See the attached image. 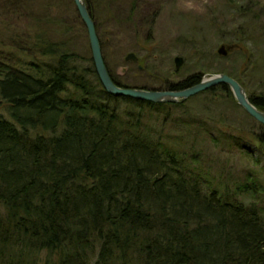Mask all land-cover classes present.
Here are the masks:
<instances>
[{
  "label": "trees",
  "instance_id": "16d2710c",
  "mask_svg": "<svg viewBox=\"0 0 264 264\" xmlns=\"http://www.w3.org/2000/svg\"><path fill=\"white\" fill-rule=\"evenodd\" d=\"M113 1L84 0L96 33L99 3L110 19ZM6 4L24 12L30 33L9 25L0 43V107L8 108L0 114V264H264L262 211L211 189L192 169L193 154L145 129L140 113L116 109L92 60L73 47L77 31L88 38L73 1L37 0L32 14L26 0ZM227 9L242 21L235 33L248 37L249 14ZM221 74L244 91L234 74ZM217 92L231 95L225 86L204 94ZM248 101L264 113V102ZM130 102L153 111L185 104ZM235 192L259 190L248 181Z\"/></svg>",
  "mask_w": 264,
  "mask_h": 264
},
{
  "label": "rangeland",
  "instance_id": "374dc122",
  "mask_svg": "<svg viewBox=\"0 0 264 264\" xmlns=\"http://www.w3.org/2000/svg\"><path fill=\"white\" fill-rule=\"evenodd\" d=\"M6 1L0 0V43L6 26L30 33L23 31L29 29L24 12L13 15L12 8L4 6ZM26 1L25 13L32 14L37 0ZM113 2L110 19L103 16L104 8L99 3L97 16L103 21L96 36L99 42L102 40L101 53L108 73L122 87L160 91L193 75H203L204 80L226 72L242 83L247 97L264 102V0ZM227 6L249 14L248 37L235 33L242 21L237 13L228 15ZM77 32L73 47L78 58L87 63L92 60L88 38ZM237 38L244 42L238 43ZM230 45L234 49L229 52ZM221 47L227 51L225 57L218 55ZM128 54L135 55L137 62H126ZM177 57L183 65L175 73L173 61ZM114 106L121 112L140 113L145 129L161 133L166 143L190 158L193 154L197 164L192 169L207 180L211 189L221 194L226 189L232 202L255 204L264 215V151L259 142L264 127L236 105L232 94L201 93L179 109L163 111L137 109L125 99H116ZM7 109L1 106L0 114L6 117ZM248 181L256 183L259 193L237 194V184Z\"/></svg>",
  "mask_w": 264,
  "mask_h": 264
},
{
  "label": "water",
  "instance_id": "95a60500",
  "mask_svg": "<svg viewBox=\"0 0 264 264\" xmlns=\"http://www.w3.org/2000/svg\"><path fill=\"white\" fill-rule=\"evenodd\" d=\"M75 9L80 16L82 24L85 26L88 36V43L91 50V58L95 74L100 82L101 88L112 98L126 99L133 102L142 104L157 105H179V103L186 102L192 97H196L201 93L210 91L213 88L225 86L233 95L236 105L248 115L253 121L264 127V113L260 112L256 107L249 103L248 97L235 80L231 79L225 74L210 77V79L202 80L198 85L193 86L187 90L179 92H165V91H152L143 89H129L120 88L116 86L109 77L107 68L104 64V59L101 53V46L99 45L98 36H96L95 25L91 20L90 14L87 11L86 3L84 0H72ZM234 46H231L227 51H231ZM227 51L222 47L218 50V55L226 56ZM126 62H137L135 55L128 54L125 58ZM173 63L175 64V73H178L181 68L182 59L176 58Z\"/></svg>",
  "mask_w": 264,
  "mask_h": 264
}]
</instances>
